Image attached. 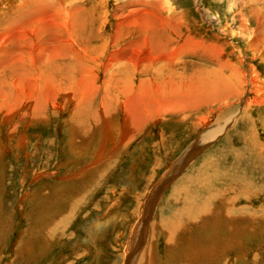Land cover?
<instances>
[{"label":"rangeland","instance_id":"rangeland-1","mask_svg":"<svg viewBox=\"0 0 264 264\" xmlns=\"http://www.w3.org/2000/svg\"><path fill=\"white\" fill-rule=\"evenodd\" d=\"M263 39L264 0H0V264H123L148 204L131 264L150 243L153 264H264V105L245 112ZM223 63L262 92L206 105L217 74L238 80ZM199 203L242 232L184 216Z\"/></svg>","mask_w":264,"mask_h":264},{"label":"bare ground","instance_id":"bare-ground-1","mask_svg":"<svg viewBox=\"0 0 264 264\" xmlns=\"http://www.w3.org/2000/svg\"><path fill=\"white\" fill-rule=\"evenodd\" d=\"M258 36V38H253L252 40H250V42H251V46L252 45H254L257 41H258V39L260 38V34H258L257 35ZM250 38V37H249ZM260 41V40H259ZM30 42V41H29ZM35 42V41H34ZM33 42V43H34ZM32 42H30V44H31ZM32 43V44H33ZM255 46H257V44L255 45ZM254 46V47H255ZM50 46H45V47H42V50H38V51H36L35 52V55L36 56H38V57H47L46 59H52V60H54V59H58L59 60V58H64V57H66L67 55H65L63 52H59V51H54V48H49ZM262 47H264V39H263V41L261 42V46L260 47H258L259 49H258V51L260 52V49L262 48ZM31 55V54H30ZM29 55V56H30ZM254 56H255V54H253ZM263 57L264 56V52H261L260 53V57ZM33 58H35V57H33ZM253 58V57H252ZM255 59V58H254ZM29 62V61H28ZM36 62V61H35ZM39 64H40V62L39 61H37ZM34 63V62H33ZM43 64H45V63H43ZM194 64V63H193ZM240 64L242 65V61L240 62ZM30 65V64H29ZM32 65V64H31ZM223 66H224V68H227L229 71H231L232 72V74L238 79V80H236V82L235 83H232L229 79H228V77L226 76V78H222V74L220 75V74H217L215 77H216V79H215V81H218V75L221 77V80L220 81H218V82H210L209 81V84H207L205 87H203V89H202V94H201V99L203 100V101H206L207 103H206V105H208V106H210V105H212V104H218V106L219 107H222V106H225L226 107V105H228V103H229V100L230 99H232V98H234V96H236V94L237 93H239L238 91L239 90H241V88H242V86L244 85V87H245V85H247V87L249 88V94H253V93H256V92H259V91H257V90H259V88H260V85L262 84L261 83V81H260V77H259V75H257V73L255 72V71H253L252 70V68L249 66V69L251 70V71H248L249 73V75L247 74V71H245V70H242V71H240L238 68H234L231 64H226V63H223L222 64ZM222 67V66H221ZM250 72H251V74H250ZM242 79L243 80H245V81H242ZM240 80V81H239ZM213 83L214 84H217L218 85V87L217 88H215L214 87V85H213ZM230 86V87H229ZM231 86H233V87H235L233 90H230V88H231ZM262 87V86H261ZM264 89V88H263ZM261 90V89H260ZM262 91H260L259 93H261ZM264 92V91H263ZM241 93V92H240ZM257 94V93H256ZM255 94V95H256ZM264 94V93H263ZM241 95V94H240ZM239 95V96H240ZM239 96H238V98H239ZM256 96H258V95H256ZM236 99V98H235ZM234 102V101H233ZM261 105L263 106L264 105V95L263 96H260V97H253V98H251L250 100L248 99L247 100V103H246V113H249L250 114V112H255V111H257V110H259L260 108H262L261 107ZM165 106V112L166 111H174V110H178V109H184V106L182 105V103H181V100L180 99H174L173 101H172V103H169L168 105L167 104H165L164 105ZM251 106H258V108H256V109H254V110H251ZM160 107V106H159ZM163 107V106H162ZM161 107V108H162ZM233 107V106H232ZM163 109V108H162ZM161 109V110H162ZM230 109V108H229ZM229 109H227L228 111H230ZM155 111H156V109H155ZM164 112V111H163ZM177 112V111H176ZM246 120V119H245ZM249 120V119H248ZM247 120V121H248ZM250 121V120H249ZM248 121V122H249ZM252 121H250L249 123H251ZM246 123V122H245ZM246 124H248V123H246ZM252 126V125H251ZM188 152V151H187ZM188 156V154L185 152L184 153V155L182 156V158L181 159H179V161L177 162V164L175 165L176 167L174 168V171L172 170V171H170V173H171V175H173V173H175L176 171H177V169L178 168H180L179 166L180 165H182V161L186 158ZM179 163V164H178ZM170 174H168V176H166V178H164V180H162L161 182H159V184L154 188V190H153V194L154 195H156V194H159V190H160V188H162L163 186L162 185H164L165 184V182H168V180L171 178H174V176L175 175H173V176H169ZM213 179L214 180H216L217 179V175L216 174H214V176H213ZM162 191V190H161ZM151 193V194H152ZM152 194V195H153ZM154 202V200H151L150 201V204H152ZM224 206V204L222 205V208H225V206ZM150 208V206H149V204L147 205V207H145L144 209H143V211H142V214H141V216H143L144 214H145V216L149 213V212H151V208ZM222 208H221V210H220V208H219V210L218 209H216V208H214L213 207V209L210 207V205L209 204H207V203H204V204H202L201 205V203H199L198 205H196V206H193V207H187V209H188V211H187V213L186 214H184V216H198L199 214H202V213H207V212H210L209 213V216H212V221H213V223H214V226L215 227H217V226H220L221 228L222 227H228L226 230H227V233H228V235H230L231 236V238L233 239L240 231L242 232V226L239 224L236 228L235 227H233L229 222H228V219H229V216H232L231 215V209H230V214H228V213H226L225 215H224V213L223 214H221V212H222ZM150 210V211H149ZM226 210V209H225ZM218 211L220 212V213H218ZM224 211V210H223ZM225 212V211H224ZM179 216H183V215H179ZM225 218H224V217ZM188 218H185V220H187ZM225 219V220H224ZM225 221V222H224ZM141 223V220L139 219V224ZM138 224V226L136 227V229L134 230V232L132 233L133 235V237H132V239H134L133 240V242L132 243H130L131 244V246L129 245V249L132 251V253H130L131 255L132 254H134L132 257H134V258H136L137 259V257H138V254L142 251V246H141V244L143 243V242H145L146 241V238H147V235L145 234V231H146V227L145 228H143V229H141L140 231H139V233H137L138 232V228L140 227V225L142 224H140L139 225ZM175 226V225H174ZM174 226H172V227H169L168 229H169V232H170V237H169V239L170 240H174L176 237H177V229H176V227H174ZM178 227H180V226H178ZM220 227H217V228H214L213 227V229L214 230H218V229H221ZM226 230H224V231H226ZM143 231V232H142ZM223 231V230H222ZM154 234H152L151 235V239L153 240L154 239ZM180 237H182V235L180 236ZM227 238V237H226ZM230 238V237H229ZM131 239V238H130ZM131 239V240H132ZM228 240V239H227ZM129 242H131V241H129ZM227 243H228V241H227ZM151 244L152 243H150L149 244V246H147V247H145L144 245V247H145V249H144V255L148 258V263L147 264H153V261H152V259H153V253H152V249H153V247L151 246ZM153 245V244H152ZM194 245V244H193ZM138 246H139V251H135V247H136V250L138 249ZM142 248V249H141ZM141 249V250H140ZM194 254H188V255H186V259L187 260H190L191 262H190V264H195L194 262L196 261V260H199V259H209V255L211 256L212 254H210L209 253V250H207V249H204L203 248V251H201V250H199V249H197V248H195V249H192L191 250ZM205 251V252H204ZM139 252V253H138ZM212 253V252H211ZM137 254V255H136ZM215 257V256H214ZM132 261V260H131ZM200 261V260H199ZM209 261V260H208ZM198 262V261H197ZM196 262V263H197ZM186 263H188L189 264V262L187 261Z\"/></svg>","mask_w":264,"mask_h":264},{"label":"water","instance_id":"water-1","mask_svg":"<svg viewBox=\"0 0 264 264\" xmlns=\"http://www.w3.org/2000/svg\"><path fill=\"white\" fill-rule=\"evenodd\" d=\"M161 192V189L159 190V193ZM156 197H158V194H156V195H154L153 196V199L155 198L156 199ZM155 202V201H154ZM152 208H154V207H152ZM150 211V210H149ZM152 210H151V213L149 214H147L146 216H145V214L143 215V216H141L140 217V220L141 221H143L142 222V224H141V226L138 228V232L137 233H139V231L141 230V229H143V228H145V227H147V224H148V220L150 219V216L152 215ZM143 232V231H142ZM144 243V242H143ZM142 245V244H141ZM130 253H132V251L131 250H128V252H127V256H125L124 257V263L123 264H131L132 263V261H131V254Z\"/></svg>","mask_w":264,"mask_h":264}]
</instances>
